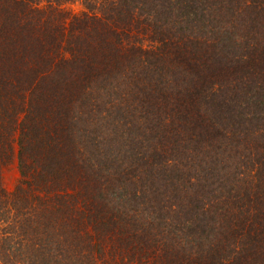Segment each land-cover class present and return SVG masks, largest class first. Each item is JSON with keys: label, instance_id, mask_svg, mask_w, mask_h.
Here are the masks:
<instances>
[{"label": "trees", "instance_id": "obj_1", "mask_svg": "<svg viewBox=\"0 0 264 264\" xmlns=\"http://www.w3.org/2000/svg\"><path fill=\"white\" fill-rule=\"evenodd\" d=\"M0 264H264V0H0Z\"/></svg>", "mask_w": 264, "mask_h": 264}, {"label": "rangeland", "instance_id": "obj_2", "mask_svg": "<svg viewBox=\"0 0 264 264\" xmlns=\"http://www.w3.org/2000/svg\"><path fill=\"white\" fill-rule=\"evenodd\" d=\"M71 8L75 12H78L81 10V6L79 5V3L73 4ZM2 178H3L5 188L8 191H12L18 181V173L15 167V164H12L11 166H9L8 169L2 173Z\"/></svg>", "mask_w": 264, "mask_h": 264}]
</instances>
